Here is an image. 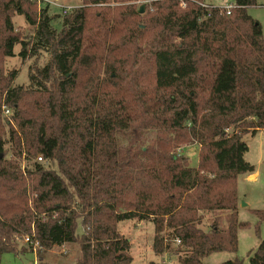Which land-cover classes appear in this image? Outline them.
<instances>
[{"label":"trees","instance_id":"obj_1","mask_svg":"<svg viewBox=\"0 0 264 264\" xmlns=\"http://www.w3.org/2000/svg\"><path fill=\"white\" fill-rule=\"evenodd\" d=\"M136 1L82 0L49 16L35 0H0V258L31 252L46 264L47 251L75 244V264H131L117 226L134 220L151 222L154 254L174 246L178 264L236 253L247 226L237 180L254 173L243 137L264 130V41L246 13L256 0H234L229 14L204 0H149L141 15ZM14 15L33 36L16 31ZM16 46L22 63L49 54L28 89L3 71ZM126 48L137 49L129 68ZM3 104L15 115L8 132ZM143 130L159 137L145 145ZM119 135L131 137L126 147ZM191 144L196 167L178 153ZM204 214L215 217L207 230ZM249 263L264 264V240Z\"/></svg>","mask_w":264,"mask_h":264},{"label":"rangeland","instance_id":"obj_2","mask_svg":"<svg viewBox=\"0 0 264 264\" xmlns=\"http://www.w3.org/2000/svg\"><path fill=\"white\" fill-rule=\"evenodd\" d=\"M81 1L82 0H35L37 9L47 8V14L49 16H62L63 11H69L80 6ZM148 1L149 0H137L135 4L139 8L143 6L145 9ZM204 2L208 6L217 8H225L228 5H234V0H204ZM246 13L260 24L262 29V40L264 41V0H256V5L248 8ZM12 22L16 31L22 33L24 37L33 36L35 31L34 28L27 25L22 16L14 15L12 17ZM60 23V19H56L52 25L55 29L59 30ZM139 27L142 28V26ZM143 45L144 44H139L136 46H139L141 50ZM19 50V46H16L14 48V57L4 60L3 71L6 74L17 71L18 75L13 82V87L28 89L32 87L29 75L33 72L34 65L37 68L44 67L49 61V54L40 52L36 58L22 63L21 59L17 56ZM136 52L137 49L132 50L130 48L121 51V59L125 63L126 68H129V66L134 63ZM135 61H138L140 64L138 55ZM144 68L145 66L143 64L142 71ZM146 84V82L144 83L143 80H141L140 84L136 86V89H139L143 85L146 86ZM7 110L8 112L6 113ZM1 117L4 121V126L6 124V132L9 131V128L13 130L16 128L14 120L15 115L11 107L9 108L3 104L1 107ZM159 133L160 132L155 130H143L140 132L141 141L145 145L151 144L157 140ZM130 139V136L126 137L119 135L118 143L126 147ZM243 142L247 147L244 160L254 167V173L251 176H240L237 180V195L239 200L237 214L238 222L246 224L247 226L238 230V245L235 254L227 252L212 254L204 260L205 264H223L233 259L239 260L241 264H250L249 253L255 251L260 241L264 240V221L261 222L254 214V211L264 212V130L257 132L255 135L247 134L243 137ZM197 150V145L191 144L180 147L178 153L189 158L191 167H196ZM36 160L38 161V158ZM25 187L27 197L32 200L35 194L28 178H26ZM203 217L204 219L200 227L203 230H207L215 217L214 214H204ZM221 217L223 218L224 215ZM117 231L129 241V253L132 257L131 264H178L177 255H174L176 250L174 246L171 247L168 253L162 256H156L154 254L152 249L154 229L151 222H138L137 220L121 222L117 226ZM167 233L168 232H164L165 238H167ZM24 239L25 238L22 237V239L16 240L17 244L19 246H26ZM80 255L77 245L68 244L47 251L43 256V262L46 264H75L77 259L80 258ZM0 264H37L36 254L26 252L16 256L7 253L0 258Z\"/></svg>","mask_w":264,"mask_h":264},{"label":"built area","instance_id":"obj_3","mask_svg":"<svg viewBox=\"0 0 264 264\" xmlns=\"http://www.w3.org/2000/svg\"><path fill=\"white\" fill-rule=\"evenodd\" d=\"M39 1H41V0H39ZM231 6L230 5H228V6H226L225 7V11L227 12V14H229V11L231 10ZM8 112V110L6 111V113ZM38 161H41V159L40 158H38ZM25 242H26V244H28L29 243V239L27 238V239H25ZM31 246H32V248H33V251L35 252L36 251V249L38 248V244L37 243H29ZM174 245L175 246H178V245H180V241L179 240H174Z\"/></svg>","mask_w":264,"mask_h":264},{"label":"water","instance_id":"obj_4","mask_svg":"<svg viewBox=\"0 0 264 264\" xmlns=\"http://www.w3.org/2000/svg\"><path fill=\"white\" fill-rule=\"evenodd\" d=\"M143 11H144V7L141 6L140 9H139V11H138V14H140V15L143 14Z\"/></svg>","mask_w":264,"mask_h":264}]
</instances>
